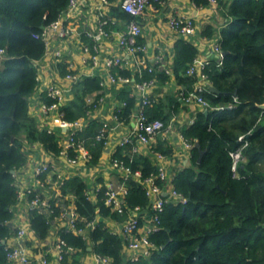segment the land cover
<instances>
[{
  "label": "trees",
  "instance_id": "16d2710c",
  "mask_svg": "<svg viewBox=\"0 0 264 264\" xmlns=\"http://www.w3.org/2000/svg\"><path fill=\"white\" fill-rule=\"evenodd\" d=\"M208 1L197 3L205 6ZM68 5L69 0H0V50L3 51L0 57V264L6 262L2 241L10 234L6 223L17 202L11 172L27 162L24 148L29 144L38 143L52 156L60 151L58 133L42 131L30 116L29 98L38 86L36 62L45 53L44 43L36 36L40 37L44 27L59 20ZM155 5L158 4H152ZM219 7L225 23L217 42L225 56L221 61L211 59L204 73L220 94L205 93L204 99L211 109L196 112L193 122L181 130L183 139L192 145L190 165L176 171L172 179L173 189L187 202L164 205L159 216L161 229L149 237L157 249L134 264H264V109L260 108L264 105V0H220ZM112 12L116 20L130 21L120 8ZM202 35L212 38L213 28L205 27ZM138 44H143L142 38ZM197 54L196 47L189 42L181 39L176 42L170 69L185 90L161 98L157 94L149 95L144 112L150 120L160 121L165 128L182 105L188 106L182 100V93L190 91L194 79L186 76L185 71ZM147 65L152 71L143 70L140 78L135 73L134 82L152 80L159 89L169 81L170 76L165 71L159 72L157 65ZM58 69L63 75L66 73L63 64ZM113 74L129 77L133 72L117 67ZM100 81L99 77H83L74 86L73 99L60 109L62 121L70 123L88 118L93 107L86 100L102 90ZM132 92V85L113 90L116 101L125 104L114 115L127 126L137 103ZM101 128L102 124L93 120L74 137L75 142H81L88 150L90 159L86 164L90 168L99 164L104 153V141L95 140ZM240 136H244L242 142L238 140ZM244 143L247 146L233 171L229 154ZM131 151L132 145L117 146L109 161L118 160L132 172L138 171L141 181L157 175L152 154L171 158L173 153L159 137L151 144V154L138 155ZM200 151L203 155L198 163ZM69 157H74L72 151ZM117 180L122 181L119 177ZM98 182L104 183L102 179ZM155 182L160 184L159 180ZM126 187V206L148 209V214H152L141 184L128 178ZM86 190L87 185L80 177L69 178L61 188L62 194L71 193L74 197L75 213L82 220L76 226L85 228V222L95 220L96 209L99 216V223L90 230L89 241L71 232L60 234L62 241L77 250L71 262L64 259L65 264H80V257L89 247L94 254L108 257L111 264H126L124 240L112 234L102 222L122 221L124 217L111 214L105 207L104 187L96 202L86 197ZM30 217L31 227L41 237L45 236L49 228L45 217L36 211Z\"/></svg>",
  "mask_w": 264,
  "mask_h": 264
},
{
  "label": "built area",
  "instance_id": "2783aa9c",
  "mask_svg": "<svg viewBox=\"0 0 264 264\" xmlns=\"http://www.w3.org/2000/svg\"><path fill=\"white\" fill-rule=\"evenodd\" d=\"M98 2V17L92 27H83L80 31H76L71 27H67L64 19H76L75 14L80 7L79 0H69L68 8L61 14L59 20L51 23L43 28L42 33L36 38H40L45 46L44 57L36 62V68L41 61H46L51 65L54 73L58 72V67L63 64L66 73L61 78L63 82L67 83L66 88L57 81L51 82L44 90L36 87L30 100L38 93L40 99V110L43 117L49 115H56V122L58 121V129L62 132L58 133V146L60 148L57 156H52L46 153L41 147V151L45 153L46 159L37 164L35 168V181L31 186L25 187L24 190L18 191L16 189V204L11 208L12 217L6 223L10 230L9 236L4 240L5 264H65L64 259L71 262L72 254L77 250L69 247L64 241L60 239L62 232H71L74 235L82 236L86 239V231L92 230L96 224L99 223L98 210L96 209V218L91 222H85L84 227L76 226L77 222L82 221L78 219L74 210V197L71 193L62 194L61 188L66 180L71 177L65 174L58 166V162L64 159L68 165L75 167L79 162H87L90 155L87 149L82 146L81 142H75V134L82 131L90 120H97L102 124V128L95 140L97 142L104 141V145L108 146L109 133L112 129L109 123H105L98 118V113L102 108L103 98L102 91L106 86L118 88L123 85H132V96L137 99L136 109L132 118L131 126L121 124L116 115H114L119 108L125 104H120L116 101L114 106V114L112 122L117 127L123 129L122 136L117 139L115 148L117 146L132 145V154H146L150 153L151 144H154L159 136H166L171 130L174 118L170 124L165 128L158 120H150L144 112V107L149 103L150 91L155 88L154 81L142 80L134 82L135 73L140 78L143 70L151 72V67H148L147 61V47L143 44H138V39L142 38V27L139 23L140 17L143 15L146 8L152 4L160 5L163 0H121L119 8L130 17V21L125 23V30L118 33L117 39L114 42L117 49L121 51L119 56L105 55L101 57L103 50V43L111 35L112 27L114 25L113 18L109 14L104 13L103 9L110 10V3L108 0H95ZM215 5L216 1L211 0ZM168 27L178 36L184 38L186 41L194 35L195 26L191 19L169 16L167 20ZM74 33L77 35V43L79 46L80 64L82 69L90 68L91 70L98 68L99 76L86 75L79 73L73 64L70 63L65 50L68 37ZM64 49V50H63ZM213 52L215 53L214 60L221 61L222 51L218 42L213 45ZM3 51L0 50V57ZM155 64H161L164 58L161 54L155 57ZM210 59H201L196 57L185 71V75L194 79L190 91L182 93V100L187 105H192L206 111L211 109L208 102L204 99V94L210 92V81L204 73V67ZM122 68L132 70L133 74L129 77H117L113 74L114 68ZM165 72L172 74L171 69H166ZM83 77H99L101 91H97L87 98V104L91 105L92 111L88 114V118H80L74 122L62 121L60 109L66 107L73 99V88L78 84ZM37 70V82L38 80ZM70 94V99L68 96ZM44 99L50 100V104H46ZM264 109V106H263ZM42 118V117H41ZM44 120V119H41ZM39 122V121H38ZM37 122V124H38ZM193 120L191 121V123ZM190 123V124H191ZM46 124V122H45ZM39 128L42 125L38 124ZM42 131L53 132L49 129ZM107 137L104 136L105 132ZM55 133V132H53ZM57 134V133H56ZM106 138V140H105ZM182 143L183 151L189 155L192 145L189 144L182 135H179ZM240 142L244 140V136L238 139ZM247 146L244 143L238 150L231 152L229 155L232 159V170L235 171L238 162L240 161L241 152ZM149 150V151H148ZM69 151L74 153V157H69ZM148 154V153H147ZM146 154V155H147ZM151 154V153H150ZM153 164L157 167V175L151 176L143 181L140 180V173L138 171L132 172L129 167H126L118 160L110 161V167L115 171L116 175L122 180L114 183L100 184L97 178L92 186V190L85 192L87 198L92 202H96L97 195L101 187L105 188L104 205L111 214L123 216L124 219L120 222L121 226L116 235H120L124 240L123 252L129 256V264H134L140 259H145L157 248L151 243L149 237L151 234L158 232L160 228L159 216L163 211V207L167 203L185 204L187 199L180 193L175 191L172 186L173 176L168 175L167 159L168 157L160 154L151 155ZM180 165L178 171L182 170ZM15 174V171H14ZM43 176V181L40 180ZM128 178L138 181L150 203V211L141 210L139 207L130 209L125 204V196L127 195L126 180ZM156 180L160 184H156ZM15 184V178H14ZM30 197V198H29ZM24 202L26 207V222L19 226H13L17 204ZM57 210V212L55 211ZM36 211L43 215L49 225L45 236L41 237L31 227L30 213ZM104 223V221H103ZM51 241V244H49ZM47 249L54 251L53 259L48 256ZM95 264H111L108 257L100 256L93 253Z\"/></svg>",
  "mask_w": 264,
  "mask_h": 264
},
{
  "label": "crops",
  "instance_id": "0c3cea01",
  "mask_svg": "<svg viewBox=\"0 0 264 264\" xmlns=\"http://www.w3.org/2000/svg\"><path fill=\"white\" fill-rule=\"evenodd\" d=\"M197 1L201 0H163L160 5L148 6L144 11L143 15L139 19V23L142 27V42L147 47V61L148 64L157 65V70L159 72L165 71L166 69H170V65L172 64L174 58V46L177 41L185 40L184 38L178 36L175 32H173L167 25V20L169 16H175L180 18L191 19L194 23L195 30L194 35L188 39L187 42L196 47L198 54L197 57L201 59H214L215 53L213 52V45L216 43L218 39V33L220 28L225 23V20L222 17V10L220 7L218 8L219 1L212 4L211 0L208 1L207 5H202L197 3ZM110 3V10L103 9L104 13L109 14L110 18H113L114 25L111 29L112 33L109 38L103 43V50L101 52V57L105 55L110 56H119L121 51L116 48L115 41L117 39L118 33H121L125 30V22H121L116 20L113 16V9L119 8L121 0H108ZM80 7L79 10L75 13L76 19L72 17L65 18L64 22L66 26L75 29L76 31H80L83 27L90 26L92 27L95 24V20L98 17V2L95 0H79ZM211 26L214 30V35L212 38H206L202 35V31L205 27ZM77 35L72 33L70 37H68L65 50L66 53H70L68 59L71 64L74 65L75 69L79 73H85L86 75H94L99 76V69L95 68L91 70L90 68L82 69L80 64V54H79V46L77 43ZM186 41V40H185ZM64 50V49H63ZM161 54L164 58V61L161 64H155V57ZM38 87L42 90L46 88L48 84L52 81H57L63 87L66 88L67 83L62 81L63 74L58 70L57 73L52 71L51 65L46 61H41L38 64ZM169 81L163 86L155 85L150 91V95L157 94V97H165L166 95H175L179 90H185V87H181L178 84L173 76V74L169 75ZM117 88H113L110 86H106L102 91L103 104L102 108L98 113V118L105 123H109L112 126V129L109 133L108 146H105L104 153L99 160V164L94 166L93 168L88 167L86 162H79L75 167H71L67 164V162L62 159L57 164L59 168L70 176H77L86 183L88 187V191L92 190V186L97 178L102 179L104 183H114L117 184V175L114 170L110 167L109 156L115 149V144L118 138L122 136L123 129L121 127H117L112 122V116L114 114V106L116 104V98L113 95V90ZM159 90V93L156 91ZM68 96V100L71 98L70 94H66ZM39 94L36 93L34 97L29 102V114L34 117L38 124L42 125L40 127L41 130L49 129L55 133L62 132L58 129V121L56 122V115H49L47 117H43L40 110V99ZM264 106V105H263ZM263 109V108H262ZM200 111L199 108L194 107L192 105L181 106L179 113L175 116H172L171 120L174 118L173 125L170 127V132L166 136H159V139L168 144L172 149V155L170 159H167V170L168 175L172 177L176 171H178L179 166L182 165L188 166L190 164L189 155L183 151L182 143L179 139V135L181 134V130L188 127L191 121L194 119V115L196 112ZM42 117V118H41ZM133 118V117H132ZM44 119V120H41ZM90 122L93 121L89 119ZM170 120V121H171ZM170 121L168 125L170 124ZM46 122V124H45ZM132 123V119L130 121ZM131 126V124H130ZM86 149V148H85ZM27 154V162L22 166L19 170L15 171V187L18 191H22L27 186H31L35 181L34 173L35 168L38 163L44 161L46 159L45 153L41 151V147L34 144H29L24 148ZM152 160V158H151ZM25 203L22 202L17 204V210L15 212V217L13 220V226H19L23 222H26V210ZM105 226L110 230V232L116 235L117 231H119L121 226V221L105 219L103 220ZM102 221V222H103ZM89 233L90 230L86 231V240L89 241ZM51 244V241H49ZM90 249H87V252L80 257V264H95L93 258V252ZM48 256L50 259H53L55 255L54 251L51 249H47ZM125 262L129 263V256L126 252H124Z\"/></svg>",
  "mask_w": 264,
  "mask_h": 264
},
{
  "label": "water",
  "instance_id": "95a60500",
  "mask_svg": "<svg viewBox=\"0 0 264 264\" xmlns=\"http://www.w3.org/2000/svg\"><path fill=\"white\" fill-rule=\"evenodd\" d=\"M222 56L224 57L225 56V53H222ZM209 90H210V92H212V93H214V94H220V92L217 90V89H215L214 87H209ZM233 97H236V94L235 93H233ZM260 108H263V106H261ZM207 112H205V114H206ZM196 148H198V143H195V145H194ZM203 155V152L202 151H200V156H199V159H198V163L200 162V159H201V156ZM240 160H241V158H240ZM190 164H188V166H189ZM11 174L12 175H14V171H12L11 172ZM2 244H5V242L4 241H2ZM88 249H90V248H88Z\"/></svg>",
  "mask_w": 264,
  "mask_h": 264
}]
</instances>
